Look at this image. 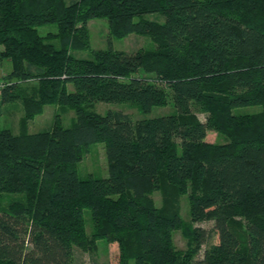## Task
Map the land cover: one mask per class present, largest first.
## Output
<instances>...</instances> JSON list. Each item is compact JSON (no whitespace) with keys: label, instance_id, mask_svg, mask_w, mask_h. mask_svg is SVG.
<instances>
[{"label":"trees","instance_id":"obj_1","mask_svg":"<svg viewBox=\"0 0 264 264\" xmlns=\"http://www.w3.org/2000/svg\"><path fill=\"white\" fill-rule=\"evenodd\" d=\"M96 19L113 39L151 36L155 47L78 57ZM0 60L12 65L2 103L24 108L19 134L0 127V264H72L76 249L91 253L100 241L118 245V264H264V0H0ZM30 81L32 91L20 86ZM168 89L175 112L164 116L134 122L89 107L133 102L149 115ZM52 105L76 121L65 127L56 113L30 133ZM210 131L226 140L208 142ZM97 143L108 177L82 179L79 164ZM183 194L192 224L214 222L217 237L196 263L210 237L183 225ZM10 195L19 199L5 205ZM179 229L187 251L175 246Z\"/></svg>","mask_w":264,"mask_h":264},{"label":"rangeland","instance_id":"obj_2","mask_svg":"<svg viewBox=\"0 0 264 264\" xmlns=\"http://www.w3.org/2000/svg\"><path fill=\"white\" fill-rule=\"evenodd\" d=\"M148 19H155V15L146 16ZM162 20V18H159ZM55 27H45L41 30L43 33H47L49 31H53ZM89 33H90V48L89 50H80L73 51L72 53L76 54L78 57H91L92 50L98 49H108L112 47L114 50L125 51V52H135L140 49H152L155 47V43L151 36H143L137 34H131L125 36L121 39H113L110 34L109 22L106 19H96L92 20L88 23ZM0 81H4L3 78H0ZM34 84L27 83L23 86L24 89H30ZM168 101L165 106H159L152 109L151 114L145 115L140 110L139 106L133 102L126 103H102L95 102L91 107L92 111L99 113L101 115H105L109 111H119L125 114H128L134 122H137L142 119L154 118L159 116L168 115L170 113L175 112V105L172 100L171 90L168 89ZM7 107L10 105L9 108ZM14 105V106H13ZM16 103H2L0 107H2V115L0 116V127L1 128H9L15 134H18V126L17 123L11 121L10 111H15ZM6 107V108H4ZM14 107V108H12ZM195 109V108H194ZM7 111V112H5ZM262 108L259 107H249V108H240L237 109L236 113H258L261 112ZM56 112L59 114L63 120V124L65 127H70L76 121V113L73 109L68 107H59V106H47L44 113L41 116L36 117L34 120L29 122V132L36 133L42 130H45L49 127V118L51 115ZM9 113V114H8ZM198 117L201 121H205L206 114H203L198 111ZM48 120V121H47ZM53 122V121H52ZM226 139L219 133L216 132H208L207 141L221 143ZM79 174L82 179L88 178L90 175L96 178H106L108 177V168H107V160L104 150V144L97 143L92 144L90 146L89 151L85 154L83 161L79 164L78 167ZM155 205L158 208H162L164 206V196L158 191L155 192L152 196ZM189 194L180 195L178 198V205L180 209V216L183 221V225L185 227L192 228L200 227L205 230L206 235L209 236V240L206 244H204L198 253L195 255V263L199 261L204 253V250L208 248L213 243L217 242L216 233L214 231V222L212 221H203L201 223L192 224L191 216H190V202H189ZM19 199L18 196H6L4 200V204L6 205L8 202L12 200ZM85 219L87 225V231L90 233L93 228V222L91 218L90 211L87 210L85 212ZM241 219V218H240ZM188 228V229H189ZM187 230L179 229L174 232V243L178 250L187 251L189 248V237L187 235ZM118 254L119 247L116 243L108 244L106 241H100L97 245V248L93 250L91 253L83 252L79 249L75 250L74 257L72 259V264H118Z\"/></svg>","mask_w":264,"mask_h":264},{"label":"crops","instance_id":"obj_3","mask_svg":"<svg viewBox=\"0 0 264 264\" xmlns=\"http://www.w3.org/2000/svg\"><path fill=\"white\" fill-rule=\"evenodd\" d=\"M12 70V65H11V62L10 61H7V60H0V78H4L10 71ZM28 82H24V83H22L20 86H22V88H23V86H25V84H27ZM29 83H31V84H34V85H32V86H30L31 88L30 89H28V88H26V90H30V91H32L33 89V87H35L36 85H37V83H36V81H30ZM25 88V87H24ZM16 104H17V106L14 108V107H12V108H14L15 109V111L13 112V111H10V114H11V117H10V119H11V121H14L15 120V122L17 123V126L19 127L18 128V134L20 133V121H21V119L23 118V116H24V108H23V105H22V103L20 102V101H18V102H15ZM1 104H2V97H1V94H0V106H1ZM11 104V103H10ZM14 106V105H13ZM6 107H7V105H6ZM6 107H4V108H6ZM10 107V105L7 107V108H9ZM2 107H0V116L2 115ZM45 109H46V107H45ZM45 109H44V111H45ZM5 112H7V111H5ZM44 113V112H43ZM9 114V113H8ZM55 114H56V112H54L52 115H51V117L49 118V127L51 126V124H52V121H53V118H54V116H55ZM42 115V114H41ZM40 115V116H41ZM38 117V116H37ZM48 121V120H47ZM14 133V132H13ZM15 134V133H14Z\"/></svg>","mask_w":264,"mask_h":264},{"label":"built area","instance_id":"obj_4","mask_svg":"<svg viewBox=\"0 0 264 264\" xmlns=\"http://www.w3.org/2000/svg\"><path fill=\"white\" fill-rule=\"evenodd\" d=\"M7 85H8L7 82H5V81H0V93H1V91H2Z\"/></svg>","mask_w":264,"mask_h":264}]
</instances>
